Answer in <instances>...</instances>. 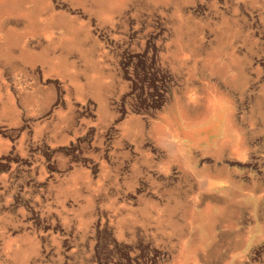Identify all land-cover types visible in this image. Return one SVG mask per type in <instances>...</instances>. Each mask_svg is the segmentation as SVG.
<instances>
[{
	"label": "rangeland",
	"instance_id": "1",
	"mask_svg": "<svg viewBox=\"0 0 264 264\" xmlns=\"http://www.w3.org/2000/svg\"><path fill=\"white\" fill-rule=\"evenodd\" d=\"M0 264H264V0H0Z\"/></svg>",
	"mask_w": 264,
	"mask_h": 264
},
{
	"label": "bare ground",
	"instance_id": "2",
	"mask_svg": "<svg viewBox=\"0 0 264 264\" xmlns=\"http://www.w3.org/2000/svg\"><path fill=\"white\" fill-rule=\"evenodd\" d=\"M213 109V110H212ZM210 110H212V114L213 115H216V116H220L221 118H222V121L224 122V123H226V124H228L229 122H231V120H230V118H228L227 116H221L220 115V113L217 111V110H215V108H210ZM215 112V113H214ZM209 116H212V115H209Z\"/></svg>",
	"mask_w": 264,
	"mask_h": 264
}]
</instances>
